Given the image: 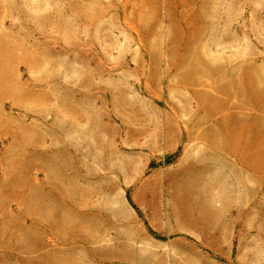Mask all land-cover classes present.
<instances>
[{"label": "rangeland", "instance_id": "1", "mask_svg": "<svg viewBox=\"0 0 264 264\" xmlns=\"http://www.w3.org/2000/svg\"><path fill=\"white\" fill-rule=\"evenodd\" d=\"M0 264H264V0H0Z\"/></svg>", "mask_w": 264, "mask_h": 264}]
</instances>
